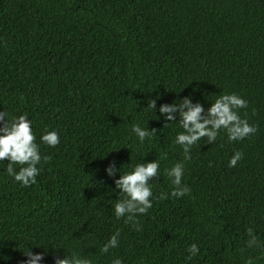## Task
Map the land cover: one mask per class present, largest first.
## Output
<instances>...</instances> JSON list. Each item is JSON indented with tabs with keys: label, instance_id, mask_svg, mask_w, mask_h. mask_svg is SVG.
<instances>
[{
	"label": "trees",
	"instance_id": "1",
	"mask_svg": "<svg viewBox=\"0 0 264 264\" xmlns=\"http://www.w3.org/2000/svg\"><path fill=\"white\" fill-rule=\"evenodd\" d=\"M231 92L256 131L201 138L184 160L159 105L191 94L207 108ZM157 97L155 112L144 108ZM0 111L27 113L37 143L46 127L60 136L41 144L49 159L34 184L0 167V264H23L27 247L42 264L66 251L93 264H264V0H0ZM132 123L157 131L137 147ZM156 158L161 173L183 162L189 192L153 200L136 231L114 217L119 190L104 169ZM150 182L154 196L171 191L163 174ZM117 229L118 246L100 254Z\"/></svg>",
	"mask_w": 264,
	"mask_h": 264
},
{
	"label": "clouds",
	"instance_id": "2",
	"mask_svg": "<svg viewBox=\"0 0 264 264\" xmlns=\"http://www.w3.org/2000/svg\"><path fill=\"white\" fill-rule=\"evenodd\" d=\"M157 98L148 99L146 109L153 112L157 109ZM247 100L235 92L216 95L214 101L205 108L199 101H194L192 95L184 96L171 103H161L158 108L159 117H162L164 126L174 122L180 131H177L173 143L179 145L184 153V160L190 159V149L201 138H206L207 144H214L220 132L226 134L229 142L240 141L256 131L254 125L249 124L246 118H242L239 109L247 107ZM157 130L149 129L140 123L130 125V137L136 142L137 147L143 145L146 140L150 141ZM60 143V136L56 129L49 130L47 127L36 142V134L32 129V121L27 113L13 115L0 111V162L7 161L6 165L0 163V167L10 176L13 181L19 182L21 187H28L36 182L40 172L42 159L47 161L49 156L41 155V144L55 147ZM166 155V154H165ZM243 153L234 151L228 159V166L234 167L242 158ZM104 172L113 180L114 189H118L117 198L112 205V212L117 220L123 219L125 224H131L136 231L140 230L138 214L143 215L153 206L155 199L180 198L189 192L186 184L182 183L184 176V164L182 161L165 167L161 173L160 159L150 162H138L131 166V170L121 172V166L115 162H109ZM117 173H119L117 177ZM161 174L165 175L172 185L171 191L161 192L154 196L152 183L154 178ZM249 246L256 245V237L251 235ZM120 231H114L100 246V254L109 253L110 249L119 244ZM63 248V247H60ZM65 249V248H63ZM67 255L54 257V264H93L92 259L86 254L66 251ZM187 260H191L199 252L197 244L188 245ZM25 256L23 264H42L43 253L33 252L30 247L22 252ZM6 257L0 256V259ZM111 264H124L120 256H113ZM245 264H253L252 258H248Z\"/></svg>",
	"mask_w": 264,
	"mask_h": 264
}]
</instances>
